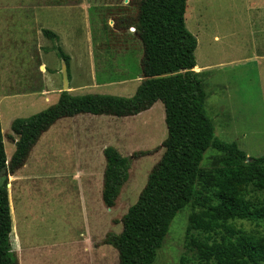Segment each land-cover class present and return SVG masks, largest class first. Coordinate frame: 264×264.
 <instances>
[{
	"label": "rangeland",
	"instance_id": "obj_1",
	"mask_svg": "<svg viewBox=\"0 0 264 264\" xmlns=\"http://www.w3.org/2000/svg\"><path fill=\"white\" fill-rule=\"evenodd\" d=\"M140 0H0V116L8 160L18 140L16 118L57 103L69 55L73 95L131 97L143 80V44L133 22ZM186 26L197 38L196 62L215 135L250 157L264 155V0H187ZM58 34L59 41L44 30ZM167 137L162 101L136 116L79 114L59 120L8 174L10 236L18 264H119L105 239L123 230V217L160 161ZM132 157L116 204L102 198L104 149ZM135 153H140L134 156ZM209 147L201 168L223 166ZM192 204L173 220L154 264H209L187 234ZM264 236V223L237 220ZM204 241L206 235L193 231Z\"/></svg>",
	"mask_w": 264,
	"mask_h": 264
},
{
	"label": "trees",
	"instance_id": "obj_2",
	"mask_svg": "<svg viewBox=\"0 0 264 264\" xmlns=\"http://www.w3.org/2000/svg\"><path fill=\"white\" fill-rule=\"evenodd\" d=\"M187 0H140L133 27L143 44V80L131 97L73 95L62 91L56 104L26 118H16V149L8 160L0 116V264H18L12 249L8 174L24 166L42 135L59 120L79 114L136 116L162 101L167 137L160 161L149 174L137 202L123 217V230L106 244L119 253V264H154L177 214L189 204L187 234L209 264H264V236L249 234L235 221L264 223V155L250 157L236 143L215 135L207 114V93L195 68L197 38L186 26ZM45 36L59 41L57 33ZM57 54L68 65L61 46ZM213 147L225 155L223 166L203 169L204 153ZM102 198L112 208L129 179L132 157L115 147L104 149ZM140 153H135L133 157ZM193 231L206 235L199 241Z\"/></svg>",
	"mask_w": 264,
	"mask_h": 264
},
{
	"label": "water",
	"instance_id": "obj_3",
	"mask_svg": "<svg viewBox=\"0 0 264 264\" xmlns=\"http://www.w3.org/2000/svg\"><path fill=\"white\" fill-rule=\"evenodd\" d=\"M63 79H64V87L62 91H69L70 89V79H69V73H68V67L67 64L64 62L63 68Z\"/></svg>",
	"mask_w": 264,
	"mask_h": 264
},
{
	"label": "bare ground",
	"instance_id": "obj_4",
	"mask_svg": "<svg viewBox=\"0 0 264 264\" xmlns=\"http://www.w3.org/2000/svg\"><path fill=\"white\" fill-rule=\"evenodd\" d=\"M195 70L199 72L201 69L200 67L196 66Z\"/></svg>",
	"mask_w": 264,
	"mask_h": 264
},
{
	"label": "crops",
	"instance_id": "obj_5",
	"mask_svg": "<svg viewBox=\"0 0 264 264\" xmlns=\"http://www.w3.org/2000/svg\"><path fill=\"white\" fill-rule=\"evenodd\" d=\"M155 106V104L153 105V107ZM151 109V108H150Z\"/></svg>",
	"mask_w": 264,
	"mask_h": 264
}]
</instances>
